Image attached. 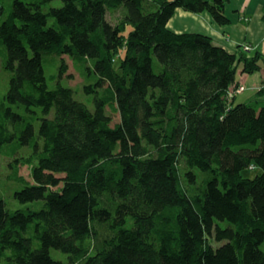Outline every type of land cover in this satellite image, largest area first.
Listing matches in <instances>:
<instances>
[{
    "label": "trees",
    "instance_id": "trees-1",
    "mask_svg": "<svg viewBox=\"0 0 264 264\" xmlns=\"http://www.w3.org/2000/svg\"><path fill=\"white\" fill-rule=\"evenodd\" d=\"M54 1L13 0L0 23V155L22 204L0 198V264H264V81L235 102L264 59L168 28L178 10L228 25L226 0ZM65 57L85 102L48 85Z\"/></svg>",
    "mask_w": 264,
    "mask_h": 264
},
{
    "label": "crops",
    "instance_id": "crops-1",
    "mask_svg": "<svg viewBox=\"0 0 264 264\" xmlns=\"http://www.w3.org/2000/svg\"><path fill=\"white\" fill-rule=\"evenodd\" d=\"M225 5L231 22L223 27L218 26L207 12L189 14L182 10H178L174 16L186 20L183 22L187 24L185 29H177L174 16L168 22V27L176 33L205 34L216 45L230 52H235L238 46L247 45L251 51H258L264 59V0H226ZM237 81L238 86H243L245 90L237 93L235 102L256 100V92L264 81V62L257 73L246 75L240 72Z\"/></svg>",
    "mask_w": 264,
    "mask_h": 264
},
{
    "label": "rangeland",
    "instance_id": "rangeland-1",
    "mask_svg": "<svg viewBox=\"0 0 264 264\" xmlns=\"http://www.w3.org/2000/svg\"><path fill=\"white\" fill-rule=\"evenodd\" d=\"M13 0H0V23L1 21L8 16V12L10 10V6L12 5ZM62 6V1L56 0L50 4V7H60ZM148 8L153 9L155 11V8L151 7V3H149ZM190 14V13H189ZM184 14V15H189ZM121 12L108 14L109 21L113 23H117L118 19L120 18ZM176 16V15H175ZM173 17L174 20H176L177 23V29L184 30L185 26L187 24H184L186 20L183 18ZM131 27H127V31L130 30ZM169 28V27H168ZM170 29V28H169ZM172 30V29H171ZM178 30V31H179ZM174 31V30H172ZM175 32V31H174ZM65 61L68 67V72L65 76L62 78L59 77L60 72V61L54 62L49 61L44 63L45 73L46 77L48 78V85L50 88H54L57 82H60L64 87L73 88L75 91V98L81 102H85L88 97L85 95L83 91V85L86 84L85 77L81 76L79 71L76 69L75 66H73L71 60H69L68 57H65ZM158 64H155V70L158 68ZM157 71V70H156ZM51 75L56 76V80L53 81L51 78H49ZM9 78L10 73L6 70H3L1 67V58H0V101H2L5 97V94L7 93L8 86H9ZM243 91L245 88L242 86ZM251 104H256L255 101L250 102ZM114 123H117L118 116H113ZM39 124H36V130H38ZM32 149L29 148H22L19 154L16 156V158L25 157L28 158ZM13 161L10 157H5L0 155V198H2L8 208L11 210H16L21 208L22 204H20L18 201H16L13 197L14 192L19 188L16 183L10 179L12 175V168H10L9 163ZM256 173L253 170H245L242 172V175L246 178H252ZM19 177L22 176L24 179L29 181L31 183L32 178H30V168L21 166L18 171ZM224 225V224H223ZM225 226V225H224ZM262 250H264V243L261 246ZM51 255L55 259H61L64 260L65 256L62 255L60 252H56L55 250L51 249Z\"/></svg>",
    "mask_w": 264,
    "mask_h": 264
},
{
    "label": "built area",
    "instance_id": "built-area-1",
    "mask_svg": "<svg viewBox=\"0 0 264 264\" xmlns=\"http://www.w3.org/2000/svg\"><path fill=\"white\" fill-rule=\"evenodd\" d=\"M245 49H248L249 50L250 48L248 46H246ZM242 91H243V88L242 87H239V88H237L236 93L237 92H242Z\"/></svg>",
    "mask_w": 264,
    "mask_h": 264
}]
</instances>
